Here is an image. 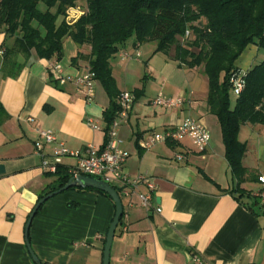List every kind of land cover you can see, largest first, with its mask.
<instances>
[{"label":"crops","instance_id":"crops-1","mask_svg":"<svg viewBox=\"0 0 264 264\" xmlns=\"http://www.w3.org/2000/svg\"><path fill=\"white\" fill-rule=\"evenodd\" d=\"M5 41L13 44L0 27V49ZM90 49L66 36L58 60L61 74L85 73ZM155 49L153 42L136 48L128 41L111 59L119 90L135 96L127 120L119 126L121 147L130 153L125 171L150 175L157 188L152 209L125 204L127 216L117 226L110 264H196L197 254L208 264H264V205L255 201L261 189L258 176L264 173V125L247 122L239 130V140L247 146L243 158L247 174L241 186L251 192V197L239 200L231 193L235 179L219 120L207 103L203 68L180 66L172 51ZM258 50L254 44L247 46L239 58L250 52V59L241 66L236 61L239 72L252 68ZM121 52L130 56L123 58ZM79 54L82 58L73 64ZM16 58L23 65L16 78L0 71V163L6 165V173L0 175V264H36L27 246L26 224L36 203L57 184L54 174L42 170L35 151L38 129H52L71 151L84 153L89 145L100 148L106 132L91 127L87 119L103 127L110 98L101 81L94 79V100L87 103L73 82L57 80L58 73L49 68L54 59L39 58L34 51ZM135 90L143 91L136 95ZM159 94L184 100L177 107L154 105ZM186 118L208 127L211 141L206 150L198 151L187 138L140 147L141 139ZM53 148L48 144L43 151L50 154ZM178 152L185 160L174 158ZM75 162L67 156L62 165L68 168ZM115 211L114 201L101 193L67 189L39 208L29 242L42 264H103Z\"/></svg>","mask_w":264,"mask_h":264},{"label":"trees","instance_id":"trees-1","mask_svg":"<svg viewBox=\"0 0 264 264\" xmlns=\"http://www.w3.org/2000/svg\"><path fill=\"white\" fill-rule=\"evenodd\" d=\"M76 7L83 13L68 21V10ZM0 27L6 40L13 38L11 46L5 41L0 49V71L6 77L16 78L21 72L18 54L28 57L34 51L39 58L60 60L66 36L79 47L90 46L88 70L110 98L103 113L105 143L107 131L121 111L122 92L111 59L130 39H135L136 48L153 42L155 52L172 51L180 66L202 67L208 78L207 103L219 120L225 156L235 179L231 193L239 200L251 197L241 186L247 174L243 165L247 146L238 135L247 122L264 125V59L246 72L245 87L234 105L231 78L239 72L236 61L247 46L254 44L264 50V0H85V5L81 0H0ZM80 58L82 54L72 63ZM2 111L0 103V119ZM54 175L57 184L47 193L71 178L64 165ZM72 188L96 191L112 200L96 188ZM255 201H260L258 196Z\"/></svg>","mask_w":264,"mask_h":264},{"label":"built area","instance_id":"built-area-1","mask_svg":"<svg viewBox=\"0 0 264 264\" xmlns=\"http://www.w3.org/2000/svg\"><path fill=\"white\" fill-rule=\"evenodd\" d=\"M71 11H75L74 15H71ZM79 13H83L80 8H70L67 20L75 21L81 15ZM188 35L189 31L186 32V36ZM121 56L128 58L130 54L121 52ZM49 68L54 73H58V81L62 83L73 82L87 103L94 100L95 78L91 71L87 70L77 76H64L61 74L62 66L57 60L50 64ZM245 74L246 72H237L231 78L232 93L235 96H239L245 87ZM183 100L181 96L168 98L159 94L152 103L164 107H177L183 103ZM134 101L135 96L131 92L124 91L120 94L121 111L107 131V142L100 148L89 145L84 153L69 150L64 142L58 140L52 129H38L40 139L35 143V151L41 158L42 170L45 173L56 174L59 166L63 164V159L67 156L73 157L76 162L67 168L72 178L87 175L107 182L118 192L123 208L126 204L128 208L139 206L147 210L152 209L154 193L157 188L155 180L145 173L132 176L125 171V164L130 153L121 147L122 139L119 136V126L127 120ZM87 123L95 129H103L100 124L90 118L87 119ZM185 138L190 139L194 147L202 152L209 145L211 134L208 127L200 120L186 118L175 127L167 128L163 132H154L147 139H141L139 145L144 149H150L158 143L180 141ZM48 144H54V148L50 154H45L43 150ZM174 158L177 161H183L185 154L178 152ZM258 181L261 184V189L257 196L264 203V173L258 176ZM155 210L160 213L162 209L157 207ZM125 216H127V212L124 208L121 218L123 219ZM194 260L196 264H208L198 254L194 255Z\"/></svg>","mask_w":264,"mask_h":264},{"label":"water","instance_id":"water-1","mask_svg":"<svg viewBox=\"0 0 264 264\" xmlns=\"http://www.w3.org/2000/svg\"><path fill=\"white\" fill-rule=\"evenodd\" d=\"M5 173H6V165L3 163H0V175H3ZM72 187H80V188L91 187V188L99 189V190L107 193L115 203V207H116L115 216L113 218V221L110 225V228H109L107 236H106V243H105V247H104V257H103V264H110L111 247H112V243H113V239L115 236L117 226L120 223L121 217L123 215V210H124L123 203L121 201V198H120L118 192L116 191V189L113 186H111L110 184H108L107 182H105L103 180H100V179L92 177V176H87V175H81L75 179L71 177L69 179V181L64 186H62L61 188H59L55 191H52V192L46 194L36 203L35 207L33 208L32 212L30 213L29 219H28L27 224H26V229H25L27 246H28L29 251L33 257V260L36 264H42L41 260L35 254V252L33 251L32 247H31V244L29 242V229H30L31 222H32L35 214L37 213V211L39 210L41 205L45 201H47L49 198H51L53 195L58 194V193L65 191L67 189H70Z\"/></svg>","mask_w":264,"mask_h":264},{"label":"rangeland","instance_id":"rangeland-1","mask_svg":"<svg viewBox=\"0 0 264 264\" xmlns=\"http://www.w3.org/2000/svg\"><path fill=\"white\" fill-rule=\"evenodd\" d=\"M81 3H83V4L85 5V0H81ZM41 8L44 9V6L41 5ZM76 8H77V7H76ZM78 8H79V7H78ZM80 10H81V9H80ZM81 11H82V10H81ZM71 12H72V11H71ZM79 14H81V13H79ZM71 15H74V12H72ZM134 40H135V39L132 38V39L129 40V42L132 43V42H134ZM253 49H254V48H253ZM258 49H259V48H258ZM258 51H259V52H258V55H257L255 58H253V60H252V63H251V64H253L252 67L255 66L256 64L261 63L262 60L264 59V57H263V55H264V50H263V49H259ZM247 53L249 54L250 52H246V54H244V55L242 56V58H239V59L237 60V63L240 64V66H241V64H242V61L246 62V60H249V59H250V56H249ZM164 54H165V53H164ZM245 72H246V71H245ZM202 73L205 75L204 72H202ZM231 98H232V104L234 105L237 96H235V95L232 93V97H231Z\"/></svg>","mask_w":264,"mask_h":264}]
</instances>
